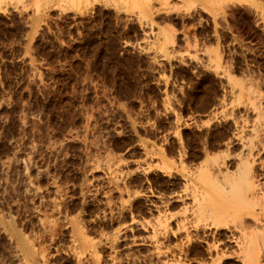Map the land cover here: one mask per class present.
Returning <instances> with one entry per match:
<instances>
[{
	"label": "rangeland",
	"instance_id": "rangeland-1",
	"mask_svg": "<svg viewBox=\"0 0 264 264\" xmlns=\"http://www.w3.org/2000/svg\"><path fill=\"white\" fill-rule=\"evenodd\" d=\"M58 2L0 3V264H209L176 222L247 142L263 182L264 0Z\"/></svg>",
	"mask_w": 264,
	"mask_h": 264
},
{
	"label": "bare ground",
	"instance_id": "bare-ground-1",
	"mask_svg": "<svg viewBox=\"0 0 264 264\" xmlns=\"http://www.w3.org/2000/svg\"><path fill=\"white\" fill-rule=\"evenodd\" d=\"M2 1L4 0H0V3ZM42 1H50V0H35L36 11L39 10ZM58 1L59 2L57 3V6H64L68 4L75 5L78 4L79 2H82V0H58ZM131 1L140 3V1L142 0H131ZM183 1L187 7L195 6L197 2V0H183ZM80 6L81 5H79V7ZM167 33L168 35L166 34L165 36L163 34L164 38L166 37L167 39L169 35L172 38V34H170L169 32ZM240 143L241 142H239V144ZM245 144L247 145L241 146L240 148L246 147L245 148L246 150L244 149L246 153L243 154L242 150L239 151V154L242 153L243 155L242 157L239 156L238 158L239 160L236 158L237 159L236 161L238 162L235 163L234 166L235 169L233 168L234 170H231V168H229L228 165L224 164L225 161H223V163H221L223 167H221V164L220 165L214 164L217 166L213 168L214 165L211 164L208 165V168L210 166V168L212 169L210 168L205 169L203 165L202 169L204 170L200 168V170L198 171L199 174L196 173L197 175L195 174V177L192 176L189 180L187 179L189 182L188 184H190V188L193 189L192 195L194 200L189 194V191L188 194L190 196L187 195L186 193L183 199L187 197L189 198L191 197L190 199L192 200L191 205L197 204L194 205V208L197 210V211L194 210L196 211V213L193 212L192 207H191L192 209L190 208L191 209L190 211H192L191 216H193L194 219L196 216L195 219L196 221L194 222L193 220L194 223L190 224L188 222L190 221L189 218L185 216V219L180 218V222H176L177 228L175 229H177V231L181 230L182 232L183 230L186 231L188 227H191L196 231L200 230V232H202L201 234H203L204 232L206 233V231L209 230L212 233L215 234L219 233V235H221V237L223 238L222 240L220 239L218 240V238L217 240H214L216 239L214 238L216 236H214L213 237L214 239H212V241H210L209 244H207L206 242L205 239L206 237L202 236L201 239L199 240L205 243L204 244L206 245L205 251L208 254H211L212 253L211 251L214 252L213 254L214 256L212 255L213 258L211 259L209 257L211 259L209 264H235L236 262L240 264H264V179L263 182L260 181L257 178L258 175L254 173L255 172L254 166L256 164L254 165L255 152L253 153L254 151L253 146L255 143L252 144V142H247ZM241 145H243V143ZM261 149H264V147ZM260 166L264 168V164L262 161H260ZM193 201H195L196 203H194ZM186 210H188V208H186ZM186 236L189 239L191 238V236H189L188 233L186 234ZM195 236L197 237L196 234ZM199 238L200 236L198 237V239ZM220 245H221L220 247L221 249L219 248ZM179 250H181V248H179ZM182 251H180V253H182ZM183 254L184 253H182V255ZM180 261L177 259L175 261V264H183V261L182 263ZM205 262L207 263L206 260Z\"/></svg>",
	"mask_w": 264,
	"mask_h": 264
}]
</instances>
